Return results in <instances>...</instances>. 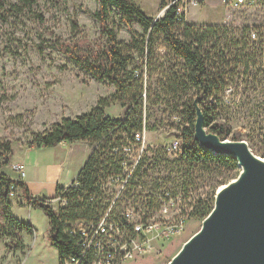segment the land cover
Instances as JSON below:
<instances>
[{"label":"rangeland","instance_id":"rangeland-1","mask_svg":"<svg viewBox=\"0 0 264 264\" xmlns=\"http://www.w3.org/2000/svg\"><path fill=\"white\" fill-rule=\"evenodd\" d=\"M132 1L145 15L154 20L163 15L160 8L162 0ZM197 2V7L192 8L187 15L190 21H211L215 24L223 22L226 15L223 0ZM95 9L97 0H33L30 9L21 6L19 0H2L0 141H9L13 153L35 146L37 133L48 130L62 117L73 118L88 112L99 98L109 101L106 110L112 117L122 118L129 109L135 110L132 104L122 105L118 100L110 102V97L116 91L114 86L108 81L95 79L57 48L60 41L72 42L79 39H84L87 42L84 45L88 44L94 49L105 47L106 37L101 35L98 22L92 17ZM39 14L42 17L40 20ZM259 18L258 15L253 19L257 21ZM73 21L77 26H74ZM109 22L115 28L117 39L127 43L129 29L119 21L117 10L113 9ZM130 25L139 35L143 34L136 21L131 20ZM233 31L236 37L240 36L239 30ZM164 56V46L159 38H156L155 53L151 60L153 72H149L150 68L144 66L145 62L148 63V57L141 60L135 56L129 66V69H135L138 75L135 83L142 88L139 105L145 123V138L154 145L178 137V126L181 127L182 123L180 107L175 106L169 97L159 98L162 75L167 67ZM250 73L255 74L254 68H251ZM245 78L242 83L238 81L237 92L235 85L231 84L232 90L230 92L229 89L223 94L224 103L217 112L222 121L228 122L231 133L243 128L242 140L248 143L253 154L264 159V79L251 84L253 82ZM227 140L232 139L228 137ZM14 165L11 156L9 164L1 172L11 179L16 177L20 180ZM239 173L240 168L225 170L208 164L197 165V185L202 189L200 193L206 195L215 190L216 194L219 188L234 180ZM7 211L32 228L30 233L22 231L20 238L15 236L0 239V264H57L56 251L49 246L46 238L48 224L45 214L32 208L18 187L10 186L6 200L0 202V226L8 222ZM202 221L201 218H193L162 252L127 264L168 263L183 244L200 229ZM9 241L23 244V249H7L6 243Z\"/></svg>","mask_w":264,"mask_h":264},{"label":"trees","instance_id":"trees-1","mask_svg":"<svg viewBox=\"0 0 264 264\" xmlns=\"http://www.w3.org/2000/svg\"><path fill=\"white\" fill-rule=\"evenodd\" d=\"M169 1L162 0L160 8L163 10ZM1 2L2 0L0 8ZM32 2L33 0H19L21 6L28 9ZM176 7L177 5L168 7L160 18L154 20L145 15L132 0H97V9L92 17L97 20L101 35L106 37L105 47L94 49L88 44L84 45L87 43L84 39H79L72 42L60 41L57 48L95 79L108 81L114 86L116 91L110 97V102L118 100L122 105L132 104L135 110L129 109L122 118H115L105 111L109 101L99 98L88 112L73 118L62 117L48 130L37 133L34 145L48 147L66 141H85L90 145L100 144L105 149L108 144L121 142L123 136H130L132 132L141 130L144 120L139 105L142 88L135 83L138 76L135 69L133 71L129 66L135 56L141 60L148 57V63L145 62L144 66L150 68L149 72H153L151 60L155 53L156 38H159L167 61L159 98L169 97L175 106L180 107L182 123L181 127L178 126V136L182 140L181 158L195 167L208 164L225 170H237L234 157L214 154L194 140L196 109L201 110L203 126L207 132L216 134L221 140L228 137L242 140L243 128L231 133L230 125L221 120L217 111L224 103V90L234 84L237 92L238 81H244L237 70L250 63L261 64V60L255 61V56L260 59V55L258 52H246V27L241 28L240 36L236 37L233 30L238 29L219 24H189L183 15L176 14ZM113 9L117 10L119 21L129 29L127 43L117 39L115 28L109 22ZM38 19H42L40 14ZM131 20L141 27L142 35L131 28ZM73 24L77 26L75 21ZM245 79L255 84L264 79V75ZM12 154L11 143L0 141V202L6 200L10 186L18 187L29 205L45 214L48 224L46 238L57 251V264H63L68 256L79 257L78 237L72 235L71 230L76 222L93 220L101 211L98 184L113 169L109 160L104 157L101 159L93 152L77 173L78 185L66 190L67 204L53 208L45 202L46 197L31 196L21 180L11 179L1 172L9 164ZM61 190L62 186H58L55 194ZM94 195L95 198L92 197ZM214 196L215 190H212L204 196V200H198L195 218L204 219L208 215L213 207ZM7 218L8 222L0 226V239L15 236L20 238L22 231L30 233L32 227L28 223L14 218L9 211ZM10 242L6 243L7 249H23V244ZM87 260L88 258L83 259L82 264Z\"/></svg>","mask_w":264,"mask_h":264},{"label":"built area","instance_id":"built-area-1","mask_svg":"<svg viewBox=\"0 0 264 264\" xmlns=\"http://www.w3.org/2000/svg\"><path fill=\"white\" fill-rule=\"evenodd\" d=\"M225 13L219 25L231 29L246 27V52H258L261 64L239 68L240 78L264 75V0H223ZM197 0H170L176 14L185 15ZM260 16L254 21L255 16ZM255 63V62H254ZM254 68L255 74L250 73ZM231 87L224 90V94ZM143 120L141 130L123 136L121 142L105 149L94 144L86 158L94 153L107 158L112 168L98 184L100 210L95 219L78 221L71 234L78 237L80 256H68L63 264H127L160 253L195 218L198 200H204L198 188L196 167L181 158L182 140L174 137L154 145L146 141ZM100 159V160H101ZM21 179L25 173L14 165ZM77 175L60 193L45 199L53 208L67 204L66 190L78 185ZM95 198V195L92 196Z\"/></svg>","mask_w":264,"mask_h":264},{"label":"water","instance_id":"water-1","mask_svg":"<svg viewBox=\"0 0 264 264\" xmlns=\"http://www.w3.org/2000/svg\"><path fill=\"white\" fill-rule=\"evenodd\" d=\"M193 138L214 154L234 157L240 173L217 190L200 229L166 264H264V161L246 141L207 132L199 108Z\"/></svg>","mask_w":264,"mask_h":264},{"label":"crops","instance_id":"crops-1","mask_svg":"<svg viewBox=\"0 0 264 264\" xmlns=\"http://www.w3.org/2000/svg\"><path fill=\"white\" fill-rule=\"evenodd\" d=\"M195 7L197 6L190 5L188 7L184 15L186 23L215 24L211 21H190L187 15ZM105 111L108 114L107 110ZM92 146L85 141H66L48 147L29 146L13 153L12 159L15 165L22 166L24 170L25 175L20 180L27 187L29 194L34 197L51 198L55 195L58 186H66L71 183L87 161L86 158ZM13 179L17 180L16 177ZM47 242L49 243V241ZM49 246H51L50 243Z\"/></svg>","mask_w":264,"mask_h":264},{"label":"bare ground","instance_id":"bare-ground-1","mask_svg":"<svg viewBox=\"0 0 264 264\" xmlns=\"http://www.w3.org/2000/svg\"><path fill=\"white\" fill-rule=\"evenodd\" d=\"M167 8H168V7H167ZM167 8H166V10H167ZM244 141H245V140H244ZM262 161H264V159H262ZM222 187H224V185H223ZM222 187H221V188H222ZM221 188H219V189H221Z\"/></svg>","mask_w":264,"mask_h":264}]
</instances>
